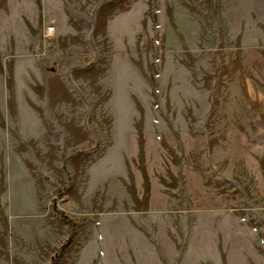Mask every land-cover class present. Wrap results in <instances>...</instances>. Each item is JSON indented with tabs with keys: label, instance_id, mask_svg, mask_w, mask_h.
Instances as JSON below:
<instances>
[{
	"label": "rangeland",
	"instance_id": "obj_1",
	"mask_svg": "<svg viewBox=\"0 0 264 264\" xmlns=\"http://www.w3.org/2000/svg\"><path fill=\"white\" fill-rule=\"evenodd\" d=\"M149 136L179 178L156 212ZM72 223L58 264H264V0H0V264Z\"/></svg>",
	"mask_w": 264,
	"mask_h": 264
},
{
	"label": "crops",
	"instance_id": "obj_2",
	"mask_svg": "<svg viewBox=\"0 0 264 264\" xmlns=\"http://www.w3.org/2000/svg\"><path fill=\"white\" fill-rule=\"evenodd\" d=\"M141 153L143 169L135 172V183L139 192L147 193L151 211L165 210L170 206L173 197L178 195L179 178L177 179L173 171L168 168L163 146L158 145L154 136L146 138ZM182 175L184 190L190 195L193 203H199L208 208L220 205L221 195L211 194L204 182L193 171L182 170ZM252 176L255 174L252 173Z\"/></svg>",
	"mask_w": 264,
	"mask_h": 264
},
{
	"label": "trees",
	"instance_id": "obj_3",
	"mask_svg": "<svg viewBox=\"0 0 264 264\" xmlns=\"http://www.w3.org/2000/svg\"><path fill=\"white\" fill-rule=\"evenodd\" d=\"M75 225L72 223V230L70 232V234L68 235V238L62 243L59 252L57 253V255L52 259L50 264H58L59 260L61 259L65 249L71 244L72 240L75 237Z\"/></svg>",
	"mask_w": 264,
	"mask_h": 264
},
{
	"label": "built area",
	"instance_id": "obj_4",
	"mask_svg": "<svg viewBox=\"0 0 264 264\" xmlns=\"http://www.w3.org/2000/svg\"><path fill=\"white\" fill-rule=\"evenodd\" d=\"M55 30V25L54 24H50L47 28V32L48 34L53 33V31Z\"/></svg>",
	"mask_w": 264,
	"mask_h": 264
}]
</instances>
